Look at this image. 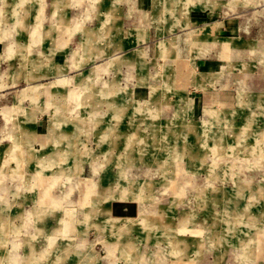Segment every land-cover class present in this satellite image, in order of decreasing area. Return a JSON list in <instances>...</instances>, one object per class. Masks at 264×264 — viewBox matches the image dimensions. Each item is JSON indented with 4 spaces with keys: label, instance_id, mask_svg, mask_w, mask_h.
Wrapping results in <instances>:
<instances>
[{
    "label": "rangeland",
    "instance_id": "374dc122",
    "mask_svg": "<svg viewBox=\"0 0 264 264\" xmlns=\"http://www.w3.org/2000/svg\"><path fill=\"white\" fill-rule=\"evenodd\" d=\"M11 3L9 0L7 7ZM57 4L59 0H32L28 4L31 13L26 22L30 32L36 28L26 34L32 55L42 50V38L48 44L65 38V55L81 58L88 37L85 24L98 26L105 18V7L112 6L115 10L111 13L120 26L135 27L140 18V26L150 27L152 36L155 34L151 41L161 40L166 36L157 30L168 23L170 9L184 5L189 18L197 22L216 17L228 20L222 35L239 36L242 50L239 54L226 48L225 58L232 60V69L238 71L245 87L252 92L264 87V0H64L55 10ZM3 17L1 10L0 26L5 22ZM38 17H42L39 22ZM4 18L15 21L9 14ZM50 23H58L60 30L54 27L43 33L41 25ZM181 27L175 29H184L182 35H187L180 42L181 49L185 52L190 41L199 46L200 39L190 35V27ZM120 29L112 32V39L137 36L135 29ZM197 32L209 35L210 29ZM86 59L80 68L83 74L93 63ZM154 60L151 69L147 63H116L101 79L107 78V84L113 80L117 85H131L121 73L132 72L133 65L137 70L139 65L146 77L139 82L146 90L145 103L152 105L163 98L173 105H184V99L164 88L168 59L159 55ZM239 60L246 62L247 68H242ZM179 62L183 73L189 63ZM0 76V94L5 92L6 96L0 95V103L8 97L7 103L13 107L7 111L0 108V115L14 112L21 121L22 107L29 100L20 96L18 100L14 95L18 91L21 95L20 89L27 84L21 79L12 82L2 73ZM243 90L239 103L244 101ZM256 99L263 104L261 98ZM257 103L253 97L251 103L239 106V111L238 105L237 110L208 109L209 120L204 121L201 118L206 115L199 114L190 129L173 125L174 119L183 120L185 113L175 111L173 105L160 108L158 128L140 123L144 142L125 144L117 139L107 151L93 132L79 128L77 145L85 158L84 169L75 174L63 171L65 174L59 175L56 162H51L47 174L33 172L30 177L12 172L13 160L7 161L10 170L0 171V264H264V105ZM82 116L89 118L87 112ZM15 121L9 118L5 126ZM67 125L62 124L63 130ZM215 126L218 129L209 128ZM149 136L151 142L146 141ZM65 142H61L64 147ZM98 162L101 168L94 174L91 171ZM71 164L64 161L66 167ZM125 185L130 189L122 195ZM114 188H119L116 195ZM107 189L114 192L107 193ZM114 196L136 199L139 214L133 218L112 216L107 204Z\"/></svg>",
    "mask_w": 264,
    "mask_h": 264
},
{
    "label": "crops",
    "instance_id": "0c3cea01",
    "mask_svg": "<svg viewBox=\"0 0 264 264\" xmlns=\"http://www.w3.org/2000/svg\"><path fill=\"white\" fill-rule=\"evenodd\" d=\"M8 1L0 0V11L2 10L4 17L6 14L15 17V21L6 22L3 17L5 22L0 26L2 33L0 73L12 82L21 79L27 84L20 89L21 95L18 91L14 96L18 100L27 98L29 103L27 102L28 105L22 107L24 112L21 121L24 124L19 121V115L14 112L8 113L6 116L0 115L3 122L0 120L1 172L10 170L7 164V161L9 163L10 160H13L14 163V166L11 167L12 172L17 170V172L25 173L30 177L33 176V172L37 175L47 174L46 171L52 164L51 162H56L59 175L65 174L63 171L71 174L82 172L84 169L82 162L85 157L80 156L77 145L79 128L85 127L89 133L93 132L95 138L100 141L101 147L106 151L110 150L117 139L122 140L125 144L133 141L144 142L142 138H139L143 133L140 123L144 124L145 122L152 129L158 128L157 111L160 108L173 105L163 98L156 99L157 105L156 103L152 105L145 103L146 90L141 88L139 82H143L146 77L139 65L144 66L147 63L150 69L153 68L156 63L155 56L162 55L168 59L164 88L176 97L178 96V99H184V105H173L175 111L185 113L183 120L174 119L175 127L178 124L184 126L183 129H190L191 123L199 114L206 115L205 118H201L204 121L209 120L208 114L205 112L208 109H238L239 111L241 110L239 106L251 103L253 97L256 103V97L258 100L261 98L263 104H257L264 105V87L254 92L245 87L239 78L238 71L232 69L235 67L232 60L225 58V51L232 50V52L240 54L242 46L239 44V36L222 35L228 21H225L224 18L216 17L210 21L197 22L196 19L189 18L186 6L179 5L178 10L171 11L170 9L168 23L166 21L157 30V33H163L162 35L166 37L151 41L155 38V34L152 36L150 27L140 26V18H137L135 27L124 28L117 23L114 14L111 13V10H115V6L105 7V18L98 26L93 27L85 24L84 29L88 37L87 43L84 44L86 49L81 58L74 54L65 55V52L68 51V41L65 38L55 39L54 42L51 40V44L42 38V50H39L38 54L32 55L29 51L30 41L26 38L27 32H30L26 22L31 13H29L28 4L32 0H12L11 6L7 7ZM62 1L64 0H59V4ZM108 9L110 10L108 11ZM34 19L36 20L35 16ZM40 19L38 17V22ZM57 24H42L43 33L52 31L54 27H56V31L60 30ZM178 26L190 27V35L199 38L200 45H192L190 41L184 52L180 47V42L185 40L186 34L182 35V32H185L184 29L175 30ZM120 28H123L124 31L135 29L137 36L135 38L123 37V40L119 41L116 38L112 39V32L119 31ZM201 28L210 29V34H199L197 31ZM35 29L34 27L30 34ZM107 36L110 37L108 41L105 39ZM232 41L234 42L232 43ZM139 44L142 45L139 46ZM232 44L236 46L235 49ZM204 45L206 46L204 47ZM108 48L110 49L107 50ZM128 48L131 49L126 50ZM226 48H229V51ZM95 49L98 50L95 51ZM256 49L254 47L253 50ZM87 57L93 63L87 73L83 74L80 68ZM179 60H187L189 63L183 73L178 68L182 64ZM133 62L139 64L137 70L133 65L132 72L129 71L125 75L121 73L122 78L131 80L129 83L131 85H127L128 83L117 85V83H112L113 80L107 84L105 81L108 80L107 78H104V81L101 79L102 73L114 67L116 63H120V65L127 63L128 66H132ZM238 64L242 68H247L246 62L239 60ZM150 71L152 72V70ZM82 76L85 79L83 78L81 89L78 85ZM35 81L41 82L36 83ZM154 86L156 85L153 84L152 87L154 88ZM242 89H244V95L241 93V96L244 101L239 103ZM4 93L0 95L5 96ZM59 96L61 99L58 98ZM7 98L0 103V108L4 107L6 111L13 108L7 103ZM101 102L106 108L101 106ZM161 102L165 105H161ZM235 105H238L237 109ZM248 109L251 108L248 107ZM83 111L87 112L89 116L87 120L83 119ZM104 115H106L105 118L102 117ZM146 116L149 117L148 120H146ZM9 118H14L16 121L5 126L6 120ZM62 124H69L66 126V130H63ZM219 126L209 128L218 129ZM189 129L186 134L190 133ZM63 139H66L65 147L61 145ZM151 139L152 137L146 141L151 142ZM37 149L40 155L37 154ZM65 160H69L72 164L66 167ZM35 164L37 166L32 171L31 168ZM87 164L89 165V163ZM100 165L101 162H98L96 166H93V170L91 168V172L98 173ZM118 189L114 188L116 192L111 189L106 191L107 193L113 191L116 195L119 192ZM107 206L110 214L119 218H133L140 212V204L134 198L121 199L114 196L109 200Z\"/></svg>",
    "mask_w": 264,
    "mask_h": 264
},
{
    "label": "bare ground",
    "instance_id": "6f19581e",
    "mask_svg": "<svg viewBox=\"0 0 264 264\" xmlns=\"http://www.w3.org/2000/svg\"><path fill=\"white\" fill-rule=\"evenodd\" d=\"M212 117H213V116H212ZM212 119H213V118H212ZM223 121H224V120H223ZM141 136H143V135H141ZM141 136H140V137H141ZM144 137H145V136H143V138H144ZM141 138H142V137H141ZM144 140H145V139H144ZM144 140H143V141H144ZM132 186H133V185H132ZM129 187H130L129 185H125V186L122 188V189L124 190V193H123L122 195H126V193L128 192L127 190L130 189ZM142 190H143V189H142ZM131 194H132V193H131ZM130 196H131V195H130ZM135 196H136V195H135ZM113 219H114V218H113ZM113 221H114V220H113ZM120 221H121V220H120ZM122 227H123V226H122Z\"/></svg>",
    "mask_w": 264,
    "mask_h": 264
}]
</instances>
